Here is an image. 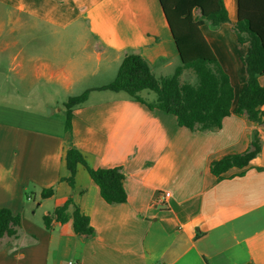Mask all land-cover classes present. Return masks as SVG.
<instances>
[{"label":"crops","instance_id":"0c3cea01","mask_svg":"<svg viewBox=\"0 0 264 264\" xmlns=\"http://www.w3.org/2000/svg\"><path fill=\"white\" fill-rule=\"evenodd\" d=\"M237 1L224 0L230 36L226 24L202 32L239 95L248 46L236 41ZM127 54L157 78L181 65L160 0H0V209L21 220L0 240V264H264V123L232 114L220 129L191 131L104 89ZM85 93L68 131L65 103ZM257 134L262 151L248 166L212 174ZM72 148L93 169L121 168L127 201L108 204L82 164L71 187ZM69 198L93 235H77L72 220L46 226Z\"/></svg>","mask_w":264,"mask_h":264},{"label":"trees","instance_id":"16d2710c","mask_svg":"<svg viewBox=\"0 0 264 264\" xmlns=\"http://www.w3.org/2000/svg\"><path fill=\"white\" fill-rule=\"evenodd\" d=\"M160 1L177 45L181 65L171 76L157 78L141 56L127 54L116 78L104 89L126 92L129 98L152 110L172 114L177 118L179 126L191 131L220 129L224 119L232 114L245 115L249 121L263 124L264 86L260 84L259 78L264 76V0L237 1V19L234 23L236 41L241 47L248 46L245 55H238L239 64L247 74L245 87L239 95L230 75L202 32L206 22L214 27L230 23L224 0ZM195 10L200 11L199 18L194 16ZM184 70H192L197 82L182 83ZM86 99L87 93L71 97L65 103L68 131L72 130L74 108L83 104ZM261 151L262 141L257 134L248 150L214 161L211 172L222 179L230 169L248 166ZM66 162L70 171L67 181L71 187L75 185L77 166L82 164L108 204L127 201L125 174L121 168L93 169L75 148L67 152ZM41 195L42 198H48L53 195V190H43ZM53 219L61 223L72 220L77 235L94 234L89 217L81 211L73 198H69L51 215L44 217L47 227L51 226ZM20 221V217L15 216L11 210L0 209V240L6 235H16Z\"/></svg>","mask_w":264,"mask_h":264},{"label":"rangeland","instance_id":"374dc122","mask_svg":"<svg viewBox=\"0 0 264 264\" xmlns=\"http://www.w3.org/2000/svg\"><path fill=\"white\" fill-rule=\"evenodd\" d=\"M222 25V24H221ZM220 25V26H221ZM229 27H232V26H229L228 24L222 26V28L220 29V32H222V34L226 35V36H230L228 30H229ZM208 28L209 27H205L204 28V32H208ZM234 28V27H233ZM219 30V28H218ZM235 42V41H234ZM236 45V44H235ZM240 52L243 53V54H246V48H240ZM1 56V55H0ZM165 74V75H164ZM163 75H160V73H157L156 75L159 77V78H162V77H168V76H171L173 74V69H169L168 71H166V73H164ZM181 81L182 83H186V82H190V83H196L197 82V78L195 76V74L193 73L192 70H186L185 73L183 74L182 78H181Z\"/></svg>","mask_w":264,"mask_h":264},{"label":"built area","instance_id":"2783aa9c","mask_svg":"<svg viewBox=\"0 0 264 264\" xmlns=\"http://www.w3.org/2000/svg\"><path fill=\"white\" fill-rule=\"evenodd\" d=\"M170 196V193H165V195H164V198H168ZM162 197H161V199H159V202H162ZM70 264H72V263H70Z\"/></svg>","mask_w":264,"mask_h":264}]
</instances>
